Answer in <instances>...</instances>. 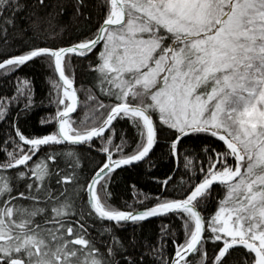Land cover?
I'll use <instances>...</instances> for the list:
<instances>
[{"label": "snow or ice", "instance_id": "snow-or-ice-1", "mask_svg": "<svg viewBox=\"0 0 264 264\" xmlns=\"http://www.w3.org/2000/svg\"><path fill=\"white\" fill-rule=\"evenodd\" d=\"M93 6L95 23L71 41L47 32L51 43L0 51L4 75L44 61L56 77L49 100L55 110L41 118L49 126L43 134L18 124L35 103L30 80L17 75L15 94L0 97V121L12 104L22 105L0 138V264H144V255L154 264H192L190 254L196 264H228L238 249L242 264H264V0H98ZM23 7L0 0V34L7 35ZM82 7L86 0H75L78 15ZM74 59L91 74L90 86H81V119L73 116L81 106ZM118 120L136 133L127 150L123 131L116 140ZM162 137L167 155L184 170L172 194L166 193L174 179L166 175L150 206L111 204L114 171L150 164ZM81 148L103 156L83 182ZM213 185L221 192L205 214ZM168 215L180 221L183 238L164 224L139 260L125 255L112 233ZM93 220L108 222L101 247L89 231ZM169 236L173 251L165 255Z\"/></svg>", "mask_w": 264, "mask_h": 264}, {"label": "trees", "instance_id": "trees-1", "mask_svg": "<svg viewBox=\"0 0 264 264\" xmlns=\"http://www.w3.org/2000/svg\"><path fill=\"white\" fill-rule=\"evenodd\" d=\"M97 2L98 0H86L87 7H82L81 14L78 15L75 11V0H44L43 5H40L38 0H19V3L24 5V7L15 12L14 24L7 26V35L0 34V51L14 52L27 44L51 43V40L46 41L45 39L47 32L57 33L56 39L61 43L73 40L95 23V17L99 14V10L93 5ZM8 15L13 14L8 13ZM87 15H91L92 19H86ZM33 22H35V28L33 27ZM4 40H7V44L3 42ZM72 63L75 72L74 86L78 90L81 101L80 108L73 116L81 119L85 113L86 101V96L81 86L83 88L90 86L91 74L80 60L74 59ZM17 75L22 79L27 78L31 81L35 100L30 111L22 112L19 115V127L26 133L43 134L48 130L49 126L41 125L40 120L55 110L54 105L50 104L49 100L52 98L50 96V82L56 77L44 61H36L29 64L22 70H17L15 74L4 75L0 71V97L15 94ZM21 107V104H12L7 118L0 121V138L6 137L9 132V121L16 118V114ZM114 124L117 142H119L121 131L125 133L127 150L132 146L136 133L126 120H118ZM185 143L191 146L193 141H186ZM195 143L200 144L201 141L197 140ZM80 152L81 165L78 173L79 181L83 182L86 177L90 176L93 168L103 159V156L95 150L88 151L86 148H81ZM167 152L165 140L162 137L159 144L155 147L150 164L137 163L115 171L111 176L108 188L111 192L110 203L121 208L125 207L127 203H131L133 207L150 206L154 198L162 191L158 180H163L166 175H170L174 179V184L169 186L166 193L171 195L175 182L180 181L184 170L182 164L179 168L176 167L175 162L169 158ZM40 155H43V153ZM61 167L64 166L61 165ZM66 171H70V169H66ZM55 186L53 182V187ZM67 188L68 193L75 196V185L69 182ZM220 192L221 189L214 185L212 198L205 209V214L213 210V204ZM80 195L83 196V192H80ZM137 201H143V204H139ZM75 203L78 209L83 206L79 198H76ZM90 223L92 224L89 229L91 237H94L97 246L101 247L102 243L107 239V233L104 235H101V233L103 228L108 225V222L93 220ZM164 224L169 226V233L175 232L177 234L178 240L183 238L180 221L171 215L154 217L138 224L130 223L125 224L123 227H113L112 233L124 243L126 248L125 255H131L134 260H139V257L147 252L148 247L158 242L161 235V226ZM165 239L168 241L165 255H169L173 251L171 237H165ZM206 247L209 256H211L213 254L212 242L209 241ZM242 252L243 250L241 249L231 251L226 258L228 264H242L245 258ZM117 259H120V257L118 256ZM189 259L192 264H196L197 255L194 254ZM144 264H154L153 257L144 255Z\"/></svg>", "mask_w": 264, "mask_h": 264}, {"label": "water", "instance_id": "water-1", "mask_svg": "<svg viewBox=\"0 0 264 264\" xmlns=\"http://www.w3.org/2000/svg\"><path fill=\"white\" fill-rule=\"evenodd\" d=\"M75 113H76V112H75ZM75 113H73V115H74ZM114 122H115V121H114ZM137 163H139V162H137ZM137 163H134V164H137ZM134 164H133V165H134ZM125 167H128V166H124V167H122V168H125ZM122 168H120V169H122ZM117 170H119V169H117ZM117 170H115V171H117ZM115 171H114V172H115ZM213 186H214V185H213ZM160 217H162V216H160ZM151 218H154V217H151ZM151 218H148V219H151ZM148 219H147V220H148ZM130 223H131V222H129V223H127V224H130ZM193 255H194V254H190L189 258H191Z\"/></svg>", "mask_w": 264, "mask_h": 264}]
</instances>
